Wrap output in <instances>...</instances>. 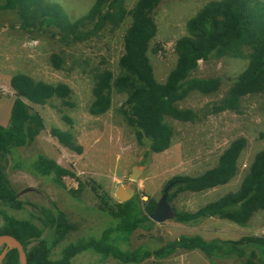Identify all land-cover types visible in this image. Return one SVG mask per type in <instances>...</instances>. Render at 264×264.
Segmentation results:
<instances>
[{
    "label": "rangeland",
    "instance_id": "rangeland-1",
    "mask_svg": "<svg viewBox=\"0 0 264 264\" xmlns=\"http://www.w3.org/2000/svg\"><path fill=\"white\" fill-rule=\"evenodd\" d=\"M44 1L58 4L70 22L85 15L94 2ZM212 1L219 0H161L154 9L153 20L157 32L150 43L148 57L158 83H164L175 66L174 45L177 39L185 35L187 20ZM134 2L125 0L126 9L130 10ZM256 2L264 4V0H251L252 4ZM128 25L126 18L116 28L106 26L96 36L67 45L62 43L55 28H24L16 12L0 10V126L8 124L15 99V91L10 86L13 75L24 74L34 81L51 85L63 84L71 90L65 104L54 97L42 105L23 99L30 112L40 115L45 127L18 150L20 157L42 155L67 170L69 175L62 179L65 187L61 189L24 171L12 170L9 155L6 160L5 174L9 185L19 195V200L25 203L24 211L16 216L25 218L32 213L38 216L39 206L53 203L70 222L77 225V230L54 249L52 259H58L61 249L68 243L84 236L98 237L115 223L103 211L119 203L115 191L129 183L128 176L134 166L144 167L141 176L132 183L135 189L133 197L143 207L142 202L148 199L156 203L172 178L193 177L212 169L232 141L244 138L247 146L238 159L236 175L227 184L201 193L176 192L169 200L176 212H195L225 194L237 191L254 156L264 149V94L243 97L237 111L212 110L225 96L230 81L246 67L245 58H211L199 62L192 76L204 79L218 77L219 88L211 94L192 91L176 103L179 109L192 110L195 119L192 122H179L167 118L172 137L169 147L161 153H150L144 157L145 147L137 143L133 129L120 112L126 100L124 94L113 91L109 109L99 116L91 115L89 108L93 102L94 75L97 71L105 70L117 75V63L123 51L122 39ZM247 53L244 51V54ZM53 55L60 59L59 67L50 60ZM53 128L70 134L74 149L62 145L52 135ZM168 186L169 192L172 185ZM174 192L175 188L169 193ZM182 235L222 241L246 236L264 237V210L255 212L244 225L217 217L206 218L192 225L174 220L144 225L130 235L127 243H121V247L129 250L142 245L154 248ZM71 264L120 263L86 251L74 257ZM140 264L210 263L199 251L179 250L164 260L146 259ZM215 264L240 263L237 260H216Z\"/></svg>",
    "mask_w": 264,
    "mask_h": 264
},
{
    "label": "trees",
    "instance_id": "trees-1",
    "mask_svg": "<svg viewBox=\"0 0 264 264\" xmlns=\"http://www.w3.org/2000/svg\"><path fill=\"white\" fill-rule=\"evenodd\" d=\"M160 1L135 0L132 8L127 10L125 0H94L87 13L73 22L62 13L58 4L44 0H0V10L16 12L24 28H55L62 43L67 45L96 36L106 26L116 28L126 18L129 20L117 63L118 73L114 75L106 70L95 73L89 113L99 116L106 112L113 91L124 94L126 100L120 112L133 129L137 143L145 147L146 158L150 153H161L169 147L172 130L167 118L179 122L195 119L192 110L179 109L177 102L192 91L211 94L218 90L220 78L192 76L199 62L223 57L247 61L244 70L230 81L219 105L212 108L214 112L237 111L243 97L264 94V4H252L251 0H219L202 6L187 20L185 35L175 42L174 68L164 83H158L153 76L148 51L157 32L153 11ZM244 51L248 53L244 54ZM50 60L59 67V58L53 55ZM10 86L15 91V99L8 124L0 126V235L13 236L23 245L27 264H71L74 257L86 251L95 252L102 259L112 258L120 264H140L146 259L164 260L179 250L199 251L210 264H215L216 260L264 264V237L260 236L222 241L182 235L154 248L142 245L133 250L122 249L121 243H127L134 231L153 223L148 216L156 203L148 199L142 202V207L135 197L103 211L115 223L98 237L84 236L68 243L61 249L59 258L52 259L54 249L77 230V225L53 203L39 206L38 216L33 213L25 218L16 216L24 211L25 203L9 185L5 174L6 160L9 155L12 170L24 171L61 189L65 187L62 179L69 175L67 170L42 155L20 157L18 150L45 127L40 115L30 112L23 99L42 105L54 97L65 104L71 90L63 84L34 81L24 74L13 75ZM51 133L62 145L74 149L70 134L57 128ZM246 146V140L238 138L221 153L212 169L193 177L172 178L165 185L166 188L171 184L170 190L175 188L174 193L169 190L168 201L176 192L201 193L227 184L236 175L238 159ZM261 210H264V149L254 156L237 191L227 193L195 212H176L174 221L192 225L217 217L244 225ZM3 264H18L16 250L7 253Z\"/></svg>",
    "mask_w": 264,
    "mask_h": 264
},
{
    "label": "water",
    "instance_id": "water-1",
    "mask_svg": "<svg viewBox=\"0 0 264 264\" xmlns=\"http://www.w3.org/2000/svg\"><path fill=\"white\" fill-rule=\"evenodd\" d=\"M144 167L134 166L131 169V173L128 176L129 183L119 186L115 191V197L119 203H125L131 200L134 196L135 189L132 186L133 182H136L141 176ZM170 186L164 188L162 196L156 202V207L154 211L148 216L150 221L155 224H161L168 220H175L176 211L170 206L168 201V189ZM31 191V190H28ZM0 264H3V261L9 251L16 250L18 264H27L26 254L23 248V245L10 235H0Z\"/></svg>",
    "mask_w": 264,
    "mask_h": 264
},
{
    "label": "flooded vegetation",
    "instance_id": "flooded-vegetation-1",
    "mask_svg": "<svg viewBox=\"0 0 264 264\" xmlns=\"http://www.w3.org/2000/svg\"><path fill=\"white\" fill-rule=\"evenodd\" d=\"M31 191L34 192L35 194L39 193L37 190H31ZM17 196H19V195L17 194Z\"/></svg>",
    "mask_w": 264,
    "mask_h": 264
}]
</instances>
